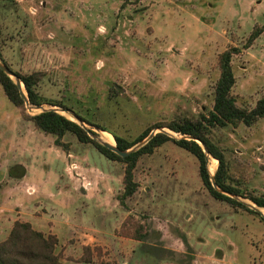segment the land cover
Returning a JSON list of instances; mask_svg holds the SVG:
<instances>
[{
  "label": "rangeland",
  "instance_id": "obj_1",
  "mask_svg": "<svg viewBox=\"0 0 264 264\" xmlns=\"http://www.w3.org/2000/svg\"><path fill=\"white\" fill-rule=\"evenodd\" d=\"M255 25H264V0H0V49L12 70L44 71L41 95L130 139L156 121L207 114L218 55L230 47L238 49L230 62L237 104L264 97V31L244 46ZM53 139L23 120L0 86V240L14 219H27L59 235L67 264H79L83 245L100 247L91 264H264L258 215L211 197L187 150L168 141L142 155L138 190L122 206L123 163L71 133L68 152ZM211 139L233 183L264 195V119L216 127ZM128 214L145 224L144 240L116 234Z\"/></svg>",
  "mask_w": 264,
  "mask_h": 264
},
{
  "label": "trees",
  "instance_id": "obj_2",
  "mask_svg": "<svg viewBox=\"0 0 264 264\" xmlns=\"http://www.w3.org/2000/svg\"><path fill=\"white\" fill-rule=\"evenodd\" d=\"M263 31L264 25H255L244 46L248 47ZM236 51H238L236 47H230L218 55L219 76L214 85L212 107L207 114L200 113L195 118L177 117L170 120L156 121L145 127L134 138L130 139L116 134L107 129L105 125L97 124L75 111V114L83 122L110 133L113 136L116 146L122 151L129 149L145 138L155 128H168L181 135L180 138H175L166 132L158 131L145 144L124 157L100 144L77 122L55 110L30 114L27 111L25 101L19 92L18 86L2 69H0V86L7 100L18 110L21 118L31 122L35 129L54 136L53 144L56 147L68 152L70 143L64 141L63 137L66 133H71L78 142L91 144L107 159L123 163L124 167L121 179L123 187L121 193L117 196L120 205L124 206L125 200L132 197L138 190L139 184L135 179V168L138 159L144 154H152L155 148L165 142L171 141L187 150L196 158L198 176L211 197L226 202L235 211L245 210L256 213L259 220L264 224V215H261L259 211L251 209L237 198H247L257 207L264 209V195L246 194L243 188L233 183L234 178L228 171V163L224 152L211 139L212 130L216 127H226L229 125L233 127H238L239 125L250 127L260 119H264V97L258 99L253 107L247 108L239 106L235 97L231 94V89L235 83V76L230 62L232 54ZM0 59L12 70L3 60L1 49ZM12 71L23 84L30 104L41 105L48 103L52 106L67 108V105L61 99H48L38 91V85L44 75V71ZM110 90L112 93H119L117 88L112 87ZM90 132L96 134L91 129ZM184 136H192L193 138L199 139L206 146L210 157L218 161L217 168L214 172V180L217 187L222 191L212 186L205 160V153L201 145L194 139H189ZM116 234L127 239L141 241L146 238L147 230L145 224L140 219L132 214H128L121 222ZM59 242V237L55 233L36 229L27 220L15 219L7 235L0 240V264H67L61 252L57 251ZM94 252L97 254L100 253V247L83 245L82 254L77 259V262L79 264H91Z\"/></svg>",
  "mask_w": 264,
  "mask_h": 264
},
{
  "label": "water",
  "instance_id": "obj_3",
  "mask_svg": "<svg viewBox=\"0 0 264 264\" xmlns=\"http://www.w3.org/2000/svg\"><path fill=\"white\" fill-rule=\"evenodd\" d=\"M0 69H2L6 74H8V75L14 80L15 84H16V85L18 86V88H19V92H20L21 96L23 97V99H24V101H25V105H26L27 109H28L29 107H34V108H40V109H41L40 112L47 111V110H55V111L58 112V113H59L60 111H64V110H65V111H66V110L70 111V113H71L72 116H73V120H74L75 122H77L80 126H82L84 129H86L87 132H88V134H89L92 138L96 139L100 144H102L103 146L107 147L108 149L112 150L113 152H115L116 154H118V155H120V156H122V157H124V156L128 155L129 153H131V152L135 151L136 149H138L140 146H142L143 144H145V143H146V142H147V141H148V140H149V139H150V138L156 133L154 130L150 131V133H149L145 138H143L142 140H140L139 142H137L136 144H134V145H133L132 147H130L129 149H127V150H125V151H122V150H120V149L116 146L115 141H114L113 144H110V143H108V142H106V141H103V140H102L101 138H99L96 134L91 133V132H90V128H87L85 122H83V121L81 120V118L78 117V116L75 114V112H73L72 110H69V109H66V108H55V106H52V107H50V108H43L41 105H32V104H30L29 101H28L27 94H26V92H25V89H24L23 84H22L21 81L18 79V77L13 73V71H12L11 69H9V67H8L7 65H5L2 61H0ZM157 129H159V131H163V132H165V131L163 130V128H157ZM157 132H158V131H157ZM184 137L189 138V139H194L196 142H198V143L201 145V147H202V149H203V151H204V153H205V160H206V163H207L210 154H209V152L207 151L206 146H205V145H204L199 139H197V138H193L192 136H184ZM208 172H209V174H210V181H211V183H212V186L215 187L217 190L222 191L220 188L217 187V185H216V183H215V180H214V174H211L209 170H208ZM224 193H226V194H228V195H231V194H229V193H227V192H224ZM237 198L240 200L239 197H237ZM242 202H244L246 205H248L251 209H253V210H255V211H259V212L261 213V211H260L257 207L253 206L251 203H249V202H245V201H242ZM254 205H255V204H254ZM261 214H262V213H261ZM262 215H263V214H262Z\"/></svg>",
  "mask_w": 264,
  "mask_h": 264
},
{
  "label": "bare ground",
  "instance_id": "obj_4",
  "mask_svg": "<svg viewBox=\"0 0 264 264\" xmlns=\"http://www.w3.org/2000/svg\"><path fill=\"white\" fill-rule=\"evenodd\" d=\"M108 143H110V142H108ZM213 163H214V165H213L212 167H210V172H211V171H214V168L216 167V166H215V163H217V160H214ZM260 210H261L262 212H264V209H261V208H260Z\"/></svg>",
  "mask_w": 264,
  "mask_h": 264
},
{
  "label": "crops",
  "instance_id": "obj_5",
  "mask_svg": "<svg viewBox=\"0 0 264 264\" xmlns=\"http://www.w3.org/2000/svg\"><path fill=\"white\" fill-rule=\"evenodd\" d=\"M15 220V219H14ZM13 220V221H14ZM27 220V219H26ZM12 221V222H13ZM27 221H29V220H27ZM30 222V221H29ZM31 223V222H30ZM32 224V223H31ZM33 225V224H32ZM10 227H11V224H10ZM10 227H9V229H10ZM34 227V226H33ZM35 228V227H34ZM37 229V228H36ZM40 230V229H39ZM9 231V230H8ZM43 231V230H42ZM50 233H55L56 235H58L56 232H53V231H49ZM8 233V232H7ZM58 237H59V235H58ZM59 241H60V239H59Z\"/></svg>",
  "mask_w": 264,
  "mask_h": 264
},
{
  "label": "built area",
  "instance_id": "obj_6",
  "mask_svg": "<svg viewBox=\"0 0 264 264\" xmlns=\"http://www.w3.org/2000/svg\"><path fill=\"white\" fill-rule=\"evenodd\" d=\"M88 186V185H87Z\"/></svg>",
  "mask_w": 264,
  "mask_h": 264
}]
</instances>
